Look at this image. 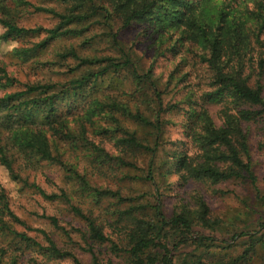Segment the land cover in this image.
Instances as JSON below:
<instances>
[{
	"label": "trees",
	"instance_id": "1",
	"mask_svg": "<svg viewBox=\"0 0 264 264\" xmlns=\"http://www.w3.org/2000/svg\"><path fill=\"white\" fill-rule=\"evenodd\" d=\"M49 1L56 7H36L27 0H0L3 10H8L10 5L33 8L59 19L54 29H27L0 18V26L4 29L0 40L44 34L47 38L32 50L17 51L24 55L38 54L50 41L71 33L72 26L89 25L88 28L101 24L110 30L111 42L122 50L119 31L114 32V25L119 24L121 30L135 23L143 24L157 37L158 49H165V45L171 43L160 56L167 52L174 57L183 52L192 54L196 67L200 65L205 70V84L209 90L199 97L194 90H189L182 102L165 105L153 67L141 74V69L125 52L122 58H108L104 68L89 72L74 82L25 85L23 90L0 98V163L12 173L19 161L24 169L36 170L43 162L60 166L66 172L67 186H74L73 193L82 199H91L98 206L106 198L116 200L117 210L112 213V221L106 224L119 232L123 246L105 234L104 225L97 223L98 216H94V212L85 213L72 203V193L67 189L61 190L60 195H47L35 184L32 186L46 200L68 203L74 215L85 222L88 241L108 244L111 253L125 255L130 264H206L204 259L215 260V264H251L257 248L264 250V239L249 238L251 245L235 259L225 260L220 255L217 258L216 251H212L218 247L216 240L196 230L199 227L214 231L219 225L212 219L204 197L200 193L192 194L188 202L177 203L174 213L168 217L164 212L158 175L161 179L167 175L165 182L178 176L179 186L248 181L259 192L244 125L264 124V0ZM62 57L80 58L74 49ZM89 63L99 64L97 61ZM185 67L181 60L176 65L177 73ZM110 71L117 76L123 72L130 74L135 88L127 96L135 100L133 104L120 102L115 97H108L115 103L111 107L113 110L107 111L102 109V102L96 109L84 105L82 109H73L65 104L71 90L74 93L81 90L92 79L98 84ZM16 83L6 68L0 66V90ZM182 104L186 105L183 110L187 115L182 126L184 140L172 142L174 149L166 153L159 167L157 159L163 151V135L168 124L164 115L181 111ZM211 105L221 107L220 126L208 109ZM101 120L104 125H99ZM129 121L149 130L150 139L140 138L136 130H130L126 125ZM89 132L112 144L120 155H110L104 146L89 139ZM61 144H68L77 159L82 156L88 159L99 173L113 165L120 169L135 168L136 164L127 159L148 154L147 175L135 179L156 187L154 202L138 204L135 198H124L120 192L94 186L87 168L81 172L79 164L65 159L68 150L63 151L66 147L61 148ZM125 203L127 207L121 209L120 205ZM48 219L56 229L63 230L56 218ZM17 225L24 223L11 209L7 194L0 189V264H18L27 252L55 260L73 258L75 264H81L71 252L59 249L45 231L39 233L48 243L47 248L18 232ZM186 248H193V252L180 260L179 253ZM88 252L93 264H102L91 247ZM262 261L264 264V255Z\"/></svg>",
	"mask_w": 264,
	"mask_h": 264
},
{
	"label": "rangeland",
	"instance_id": "2",
	"mask_svg": "<svg viewBox=\"0 0 264 264\" xmlns=\"http://www.w3.org/2000/svg\"><path fill=\"white\" fill-rule=\"evenodd\" d=\"M32 5L42 8L56 7L49 0H27ZM229 1V0H226ZM0 18L9 19L17 26L27 29L44 28L54 29L59 25V19L50 14L36 12L33 8H16L10 5L8 10L0 8ZM80 25L72 26L73 30L66 36L50 41L48 46L38 54L30 52L27 55L17 53L18 50H32L34 46L43 42L47 36L30 35L12 39L9 41L0 40V66L6 68L10 78L17 81L16 85L8 89L0 90V98L7 93L21 91L25 85L38 83H60L66 84L74 82L89 72H96L106 66L105 60L108 58H122V53H128L140 69L141 74L147 73L153 67L154 78L159 82L163 92L164 104H177L182 102L189 93L194 90L199 97L203 92L209 90L205 84L207 75L202 66L196 67L194 57L189 52H183L174 57L168 52L160 56L171 43L166 44L165 49H158L157 37L152 34V30L143 24H132L126 29H120L119 24L114 25V32H118V39L122 50H119L108 35L110 30L100 25ZM4 29L0 26V36ZM88 40V41H87ZM88 42V43H87ZM75 50L79 59L74 57L63 58L62 56L70 50ZM86 60H90L83 64ZM183 60L186 64L181 72L176 71V65ZM99 62L91 65L89 62ZM188 76L183 77L184 74ZM172 77V78H171ZM135 85L129 73L123 72L117 76L110 71L101 77L98 84L93 79L86 83L81 90L69 93V104L73 109L99 106L103 103L104 110H113L114 100L108 97H115L123 103H132L131 95ZM93 104V105H92ZM133 104V103H132ZM181 111L168 112L164 115L167 121L164 132V146L158 155L157 163L160 167L162 159L166 153L174 146L172 142L184 140L182 126L186 121V113L181 105ZM218 126L222 121L219 116L220 106L211 105L208 108ZM99 125H104L103 120ZM130 130H136L138 136L143 139L149 138V130L139 124L129 121L126 123ZM244 129L248 134L250 148V162L256 177L255 189L248 181H230L216 185L212 184H177L178 176L174 175L168 179L167 175L158 180L161 183L160 193L164 200V212L171 217L175 211L177 203L188 202L194 193H200L209 209L213 220L218 222L216 230H205L196 228L204 236L213 237L216 240V257L223 256L225 260L235 259L244 253V250L251 245L250 239H264V124H245ZM90 140L96 144H101L112 156H119L120 153L112 144L102 141L99 137H94L88 133ZM68 150L66 160L73 164L80 165V171L87 168L92 184L100 189H108L120 192L124 198H135L138 204H152L153 196H156V187L150 182L138 181L135 178L146 176L150 157L148 154L139 155L135 158L129 157L128 162L136 164L135 168H112L99 173L94 170L90 161L83 156L77 159V154L68 149V144H61V148ZM62 151V150H61ZM36 170L24 169L19 161L15 164V171L12 173L0 163V189L3 190L10 202L11 209L24 223L17 225L15 229L20 233L36 239L42 247L47 248L48 243L39 231H45L56 243L59 249L71 252L81 264H93L92 255L88 252L91 247L98 255L102 264H130L125 255H114L108 249L109 245L94 244L86 238L85 222L74 215L70 205L65 201H50L44 199L32 186L35 184L47 195H60L61 190L67 189L72 193V203L81 207L85 213L94 212L98 216L97 223L104 225L105 234L116 243L123 246V239L119 237V232L115 231L107 222L112 221V213L117 210V201L113 198H106L100 206L91 199H82L73 193L74 186H67L66 172L60 166L47 162L38 164ZM19 177L21 179H19ZM121 209L127 207V203L120 205ZM48 218H56L63 230L56 229ZM66 231V233H64ZM242 234H245L244 236ZM8 244L7 242H5ZM193 252V248H186L180 251V260L187 254ZM264 250L257 248V252L252 254L251 264H263L262 258ZM251 255H249L250 257ZM215 261V260H214ZM212 259H204L206 264H215ZM190 262L193 259L190 258ZM18 264H75L73 258L64 260L48 259L38 256L32 252H27L22 256Z\"/></svg>",
	"mask_w": 264,
	"mask_h": 264
}]
</instances>
